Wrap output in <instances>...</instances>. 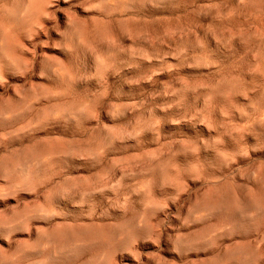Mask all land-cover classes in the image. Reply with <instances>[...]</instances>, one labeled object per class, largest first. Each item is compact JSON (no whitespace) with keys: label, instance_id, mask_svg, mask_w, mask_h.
Listing matches in <instances>:
<instances>
[{"label":"rangeland","instance_id":"374dc122","mask_svg":"<svg viewBox=\"0 0 264 264\" xmlns=\"http://www.w3.org/2000/svg\"><path fill=\"white\" fill-rule=\"evenodd\" d=\"M0 264H264V0H0Z\"/></svg>","mask_w":264,"mask_h":264}]
</instances>
